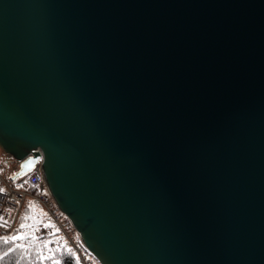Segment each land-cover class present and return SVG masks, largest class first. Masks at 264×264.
<instances>
[{"label": "water", "instance_id": "95a60500", "mask_svg": "<svg viewBox=\"0 0 264 264\" xmlns=\"http://www.w3.org/2000/svg\"><path fill=\"white\" fill-rule=\"evenodd\" d=\"M0 149L100 264H264V0H0Z\"/></svg>", "mask_w": 264, "mask_h": 264}, {"label": "built area", "instance_id": "2783aa9c", "mask_svg": "<svg viewBox=\"0 0 264 264\" xmlns=\"http://www.w3.org/2000/svg\"><path fill=\"white\" fill-rule=\"evenodd\" d=\"M31 156V155H30ZM4 165H0V238L11 237L16 231L21 214L28 200L38 203L62 233L64 240L78 254L82 264H91V259L78 241V233L71 220L55 203L41 173V165L28 176L13 182L12 178L22 162L4 154ZM35 189V192L32 190ZM77 236V241L75 240Z\"/></svg>", "mask_w": 264, "mask_h": 264}, {"label": "trees", "instance_id": "16d2710c", "mask_svg": "<svg viewBox=\"0 0 264 264\" xmlns=\"http://www.w3.org/2000/svg\"><path fill=\"white\" fill-rule=\"evenodd\" d=\"M22 224L24 227H21ZM14 235L24 238L8 243H5V237L0 238V256L9 253L0 260V264H54L57 260L60 264H82L75 249L64 240L43 208L33 200L25 204ZM85 253L91 259V264H100L86 250Z\"/></svg>", "mask_w": 264, "mask_h": 264}, {"label": "snow or ice", "instance_id": "6c2138e0", "mask_svg": "<svg viewBox=\"0 0 264 264\" xmlns=\"http://www.w3.org/2000/svg\"><path fill=\"white\" fill-rule=\"evenodd\" d=\"M21 227H24V225L22 224ZM24 237L23 236H11V237H5L4 240H5V243H8L9 241H14V240H17V239H23ZM14 249H9V251H13ZM9 253L8 252H5L3 254V256H0V260H3V257L4 256H7ZM40 259L42 260L43 259V256L40 257ZM54 264H60V262L57 260L54 262Z\"/></svg>", "mask_w": 264, "mask_h": 264}, {"label": "rangeland", "instance_id": "374dc122", "mask_svg": "<svg viewBox=\"0 0 264 264\" xmlns=\"http://www.w3.org/2000/svg\"><path fill=\"white\" fill-rule=\"evenodd\" d=\"M3 156H4L3 155V151L0 149V165H4L5 164L4 163L5 159H4ZM75 240L77 241V236H75Z\"/></svg>", "mask_w": 264, "mask_h": 264}]
</instances>
